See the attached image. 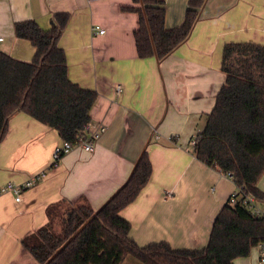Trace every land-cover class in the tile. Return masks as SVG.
<instances>
[{"label": "crops", "instance_id": "1", "mask_svg": "<svg viewBox=\"0 0 264 264\" xmlns=\"http://www.w3.org/2000/svg\"><path fill=\"white\" fill-rule=\"evenodd\" d=\"M164 2L166 27L180 26L189 0ZM132 4L0 0V50L24 61L36 50L16 36L15 24L35 20L50 29L57 13L69 14L59 40L69 77L98 92L91 127H106L93 151L76 146L54 165V150L63 141L59 133L27 113L11 116L0 142V187L45 175L20 201L11 191L0 195V264H40L22 240L50 222L49 208L86 203L100 208L127 181L146 148L151 178L120 212L140 245L166 241L175 249L205 247L216 216L238 188L228 174L195 156L193 140L225 81V44L264 45V0H207L188 40L162 62L138 55V15L124 9ZM95 25L106 31L94 33ZM258 186L264 192V173ZM254 249L235 264H257L260 249ZM122 264L144 263L127 256Z\"/></svg>", "mask_w": 264, "mask_h": 264}, {"label": "trees", "instance_id": "2", "mask_svg": "<svg viewBox=\"0 0 264 264\" xmlns=\"http://www.w3.org/2000/svg\"><path fill=\"white\" fill-rule=\"evenodd\" d=\"M207 0H189L183 23L166 27L164 0H133L124 9L138 15L134 31L138 55L166 59L186 42ZM68 13H57L44 29L37 21L17 22L15 34L35 47L24 61L0 50V142L11 116L24 112L76 144L92 122L98 92L73 82L59 46ZM225 74L205 127L193 143L195 156L228 174L244 195L264 200L258 182L264 173V45L229 42L223 48ZM153 171L144 149L127 181L98 209L89 204L49 208L50 222L22 240L40 264H122L133 256L144 264H235L264 243V217L243 201L226 203L216 216L208 244L175 249L166 241L140 245L121 210L136 199ZM59 224H55V219Z\"/></svg>", "mask_w": 264, "mask_h": 264}, {"label": "built area", "instance_id": "3", "mask_svg": "<svg viewBox=\"0 0 264 264\" xmlns=\"http://www.w3.org/2000/svg\"><path fill=\"white\" fill-rule=\"evenodd\" d=\"M94 33H104L106 30L103 29L100 25H95L93 27ZM121 89V86H118V90ZM106 131V127L104 125L99 126L97 129H92L91 123L85 127V131L83 134L79 136V139L76 144H73L67 140H63L62 143L56 146L54 153H53V160L54 165L58 164L62 157L69 153L72 149L76 146L82 147L86 151H93L96 145V141L101 137V135ZM195 139L193 140V143ZM45 173H41L36 175L35 177L29 179L23 184H16L14 182H8L4 186L0 187V195L11 191L16 196V201L21 200V196L23 192L30 188L31 186L35 185ZM239 201H243L250 209V211L256 217H264V206L261 205L258 198L253 195H244L241 193V189L238 187L236 191H234L228 200L230 204H236ZM260 258L257 264H264V243L260 244Z\"/></svg>", "mask_w": 264, "mask_h": 264}, {"label": "rangeland", "instance_id": "4", "mask_svg": "<svg viewBox=\"0 0 264 264\" xmlns=\"http://www.w3.org/2000/svg\"><path fill=\"white\" fill-rule=\"evenodd\" d=\"M204 119H205V117H204ZM204 119H202L201 125L204 124V123H203ZM55 224H56V225L59 224V220L57 221V218L55 219ZM252 252H253V254H254V253L256 252V250L254 249V251H252Z\"/></svg>", "mask_w": 264, "mask_h": 264}]
</instances>
